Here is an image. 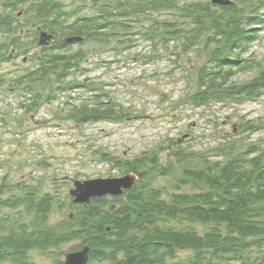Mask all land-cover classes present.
<instances>
[{
  "label": "rangeland",
  "instance_id": "rangeland-1",
  "mask_svg": "<svg viewBox=\"0 0 264 264\" xmlns=\"http://www.w3.org/2000/svg\"><path fill=\"white\" fill-rule=\"evenodd\" d=\"M54 1L75 16L94 13L89 4L79 0ZM193 1L204 0L177 4ZM257 4L249 2L242 7ZM27 8L24 4L12 12L24 24L20 32L23 49L8 50L6 59H0V186L2 197L22 196L27 191L36 196L49 194L53 204L46 225L60 226L70 217L73 181L132 173L124 166L125 161L143 159L138 183L157 188L166 197L175 191L202 188L192 181L176 187L184 169L222 164L252 146L264 150V84L248 95L237 90L264 70V22L252 26L250 33L255 38L240 54L238 64L245 68L226 81L219 92L199 93L203 89L199 88V70L207 65L215 48L206 36L189 51L177 40L154 43L146 38L144 27L151 18L174 17L184 29L190 28L186 17L162 9L107 44L75 45L73 50L81 49L86 54L78 68L63 84L53 78L31 84V94L28 87L15 82L35 66L40 54L37 44L31 43L36 27ZM257 8L264 18V2ZM12 35L0 29V44ZM95 95L109 100L126 116L78 122L73 115L75 109L94 103ZM3 213L13 219L19 216V221L31 220L30 215L16 210ZM173 222L176 227L191 226L198 231L209 226ZM77 243L30 250L28 261L50 264L56 257L64 259ZM177 253L183 257L191 252ZM230 264H264V245L244 251Z\"/></svg>",
  "mask_w": 264,
  "mask_h": 264
},
{
  "label": "trees",
  "instance_id": "trees-1",
  "mask_svg": "<svg viewBox=\"0 0 264 264\" xmlns=\"http://www.w3.org/2000/svg\"><path fill=\"white\" fill-rule=\"evenodd\" d=\"M79 1L89 4L94 13L75 16L54 0H0V29L14 34L0 44V59H6L9 51L23 49L20 32L24 24L12 12L24 4L32 12L36 30L31 43L37 44L40 54L35 66L15 81L28 87L31 94V84L49 78L63 84L70 72L78 68L86 54L81 49L73 50L75 45L107 44L162 9L186 17L190 28L184 29L174 17L151 18L144 27L146 38L154 43L177 40L182 49L189 51L200 37L206 36L215 48L207 65L199 70V88H203L199 93L219 92L226 81L245 68L238 64L240 54L255 38L250 33L252 26L264 22L257 8L264 0H228V4L204 0L180 5L177 3L182 0ZM249 2L258 4L242 7ZM263 84L264 70L237 90L248 95ZM73 115L80 123L126 116L101 95L94 96V103L77 107ZM143 164L141 158L124 162L126 169L136 175L131 189L118 196L94 197L86 204L72 203L70 217L55 227L46 225L53 204L49 194L36 196L27 191L22 196L2 197L1 185L0 263L33 264L28 261L30 250L50 249L71 241L78 243L69 252L88 248L86 264H230L244 251L264 245L263 149L252 146L222 164L184 169L176 187L192 181L202 188L175 191L166 197L159 189L138 183ZM3 210L24 212L31 220L19 221V216L13 219ZM173 221L209 226L198 231L191 226L176 227ZM185 250L191 253L178 255V251ZM50 264L65 263L62 257H56Z\"/></svg>",
  "mask_w": 264,
  "mask_h": 264
},
{
  "label": "water",
  "instance_id": "water-1",
  "mask_svg": "<svg viewBox=\"0 0 264 264\" xmlns=\"http://www.w3.org/2000/svg\"><path fill=\"white\" fill-rule=\"evenodd\" d=\"M215 4H228V0H211ZM46 39H49L47 37ZM41 43H45L42 41ZM136 180L134 173H128L116 178H94L73 181V187L69 190L74 204H86L94 197L118 196L125 190L131 189ZM88 248L69 252L65 255V264H86Z\"/></svg>",
  "mask_w": 264,
  "mask_h": 264
}]
</instances>
